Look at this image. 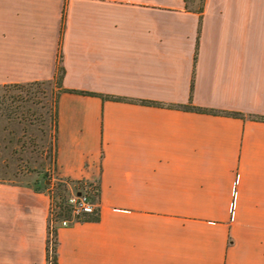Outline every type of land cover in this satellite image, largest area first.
Segmentation results:
<instances>
[{
    "label": "crops",
    "instance_id": "1",
    "mask_svg": "<svg viewBox=\"0 0 264 264\" xmlns=\"http://www.w3.org/2000/svg\"><path fill=\"white\" fill-rule=\"evenodd\" d=\"M58 55L62 87L124 100L57 98L55 173L98 216L56 228L57 264H264V0H0V85ZM49 222L0 181V264H47Z\"/></svg>",
    "mask_w": 264,
    "mask_h": 264
},
{
    "label": "rangeland",
    "instance_id": "2",
    "mask_svg": "<svg viewBox=\"0 0 264 264\" xmlns=\"http://www.w3.org/2000/svg\"><path fill=\"white\" fill-rule=\"evenodd\" d=\"M200 0H190L197 9ZM57 89L53 81L0 87V181L48 192L55 202L79 186L55 173L53 113ZM85 185L88 183H84ZM55 219V215H53Z\"/></svg>",
    "mask_w": 264,
    "mask_h": 264
},
{
    "label": "trees",
    "instance_id": "3",
    "mask_svg": "<svg viewBox=\"0 0 264 264\" xmlns=\"http://www.w3.org/2000/svg\"><path fill=\"white\" fill-rule=\"evenodd\" d=\"M186 2V7L189 5L190 0H185ZM200 4L198 6V8L196 9L198 14H201L203 11V0L199 1ZM61 55H58V61H57V67H56V73L54 75V78L52 80H48V81H34V82H50L53 81L54 85L57 89L56 92V102H55V106H54V111L53 113L49 114V118H51L52 124H53V130H54V134H53V138H54V143H53V154H54V162H55V151H56V129H57V112H56V104H57V98L59 96V94L61 92H72V93H79V94H84V95H97L100 96L102 99H106V98H111L113 100H124L123 98L120 97H114V96H105V95H100L98 93L95 92H90V91H82V90H75V89H68V88H64L62 87V77H63V73H64V68L62 66L61 63ZM29 83H33V82H29ZM8 86H13V87H22L23 84L20 83H12V84H3L0 85V87H8ZM144 103H151L148 101H141ZM185 109H193L196 111H205L201 108L198 107H194L192 105H182L179 106ZM207 111V110H206ZM212 113H215L216 111L214 110H208ZM225 114H231L234 116H239V117H244L242 113L239 112H231V113H225ZM255 120L258 121H263L264 122V115H257V116H253L252 117ZM65 183H74L77 186H83L84 183H88V185H91L94 189H95V195L97 196V186H94L91 182H87L84 180H72V179H64ZM38 190V189H36ZM54 202V199H52V196H50V213H51V209H52V205ZM55 207H58V215L62 216V211L66 212L67 207L65 204V198L61 197L60 200L58 202H55ZM64 216H67L66 213H64ZM76 218L80 221V220H96L98 219V216L96 214V212L91 213V214H85L83 216H76ZM50 221H51V217H50ZM56 229L51 228L50 226V222H49V232H48V238H47V242H46V260H47V264H57V256H56V234H55Z\"/></svg>",
    "mask_w": 264,
    "mask_h": 264
},
{
    "label": "built area",
    "instance_id": "4",
    "mask_svg": "<svg viewBox=\"0 0 264 264\" xmlns=\"http://www.w3.org/2000/svg\"><path fill=\"white\" fill-rule=\"evenodd\" d=\"M96 202L95 189L91 185L84 184L78 187L67 196L65 200L67 210L66 212L62 211V216H59V211H54V207H52L50 213L51 228L56 229L59 226H68L79 221L76 216H83L96 212ZM64 213H66L67 216H64ZM53 215H55V219Z\"/></svg>",
    "mask_w": 264,
    "mask_h": 264
},
{
    "label": "water",
    "instance_id": "5",
    "mask_svg": "<svg viewBox=\"0 0 264 264\" xmlns=\"http://www.w3.org/2000/svg\"><path fill=\"white\" fill-rule=\"evenodd\" d=\"M79 194V193H78Z\"/></svg>",
    "mask_w": 264,
    "mask_h": 264
}]
</instances>
